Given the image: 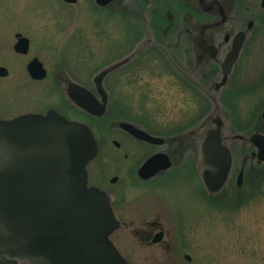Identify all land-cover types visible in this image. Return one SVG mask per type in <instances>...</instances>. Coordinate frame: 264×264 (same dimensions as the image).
<instances>
[{
	"label": "rangeland",
	"instance_id": "obj_1",
	"mask_svg": "<svg viewBox=\"0 0 264 264\" xmlns=\"http://www.w3.org/2000/svg\"><path fill=\"white\" fill-rule=\"evenodd\" d=\"M227 1L238 24L251 16L253 30L231 83L217 101L227 135L248 137L255 128L264 132L260 117L264 109V6L262 0ZM139 29L140 22L107 18L92 0H78L74 5L62 0H0V67L7 71L6 77L0 76V119L44 114L50 109L76 117L62 104L65 83L92 88L96 73L140 43ZM16 33L29 39L26 55L13 50ZM33 58L43 64L44 80L30 79L26 65ZM105 87L111 96L108 115L89 122L98 154L87 165L88 185L111 195L121 224L109 239L127 262L264 264V177L249 180L254 167L250 145L231 143L234 168L244 171L241 192H236L231 181L224 193L207 194L196 172L197 153L192 150L180 168L142 181L137 171L154 148L125 137L110 125L130 122L172 141L197 125L212 105L153 50L110 74ZM252 172L264 174V167ZM145 221L160 224L165 233L160 244L147 243L136 233Z\"/></svg>",
	"mask_w": 264,
	"mask_h": 264
},
{
	"label": "water",
	"instance_id": "obj_2",
	"mask_svg": "<svg viewBox=\"0 0 264 264\" xmlns=\"http://www.w3.org/2000/svg\"><path fill=\"white\" fill-rule=\"evenodd\" d=\"M110 1L96 0V3L103 6ZM201 4L204 10H209L219 2L201 0ZM252 27L253 22L249 21L246 28L235 35L220 62L221 79L207 87L197 84L207 94L212 109L178 138L197 153L196 171L210 195L217 194L228 183L233 164L232 141L249 144L251 150L255 149L259 162H264V132L260 129L248 137L228 136L215 94L228 83L236 69L246 33ZM16 36L15 52L26 54L29 40L20 34ZM195 44L199 51L215 58L213 45L201 38ZM145 45H138L128 56L102 68L93 77L96 94L74 81L65 83L64 94L91 116H104L108 103L104 79L127 65ZM26 69L34 80L46 77V70L36 58ZM3 72L5 69L1 67L0 74ZM260 117L264 121V111ZM118 125L147 143L161 144L165 140L129 122ZM197 135V143L191 144L189 141L195 142L193 137ZM97 152V141L87 124L69 121L54 110L44 115L0 119V264H129L109 239L119 227L111 198L97 187L87 185L86 166ZM170 166L167 154L156 153L144 161L137 175L148 180ZM242 181L243 170L237 177L238 187Z\"/></svg>",
	"mask_w": 264,
	"mask_h": 264
},
{
	"label": "flooded vegetation",
	"instance_id": "obj_3",
	"mask_svg": "<svg viewBox=\"0 0 264 264\" xmlns=\"http://www.w3.org/2000/svg\"><path fill=\"white\" fill-rule=\"evenodd\" d=\"M62 1L70 5L78 3V0H75L74 2H68L66 0ZM210 1L212 0H206L207 3ZM217 1L219 4L213 5L209 10H204L201 0H111L108 4L103 6L98 5L96 0H92V3L98 10L102 9L107 18L115 17L117 21L134 20L137 23L140 22L142 24V29H139V32L143 37L137 46L141 44L143 45L144 43H146V45L137 56L133 58V60L127 63L128 65L134 62L139 55L141 56L150 50H153L158 54H161L174 71H176L177 74L188 84L195 86L201 95L207 96V94L201 91L197 84L199 83L200 85L207 87L221 79L220 62L228 53L235 35L246 28L247 22H249V18L251 17L248 16L246 21L244 20L241 24H238V19L229 12L231 10L229 2L227 0ZM244 23L246 24L245 28L243 26ZM252 30L253 29L247 31L245 44L248 41ZM199 38L207 41L215 47V58L211 59L207 54H204L197 49L195 42ZM137 46H135V48ZM171 58L174 62H172ZM234 71L235 69H233L230 74L228 83L215 93L217 96H221L223 91L227 90L231 75ZM0 76L3 78L6 77L7 72H3ZM88 89L95 92L93 84L92 88ZM107 92L109 95L107 103L108 108L104 116H107L108 110L111 106V96L109 91ZM62 104L64 108L71 110L76 117L72 118L69 115L58 112L59 114L66 117L68 120H75L88 124L94 132V128L89 122L95 120V117L70 104L64 97ZM109 128L117 130L125 137L136 141L143 146L154 148V151L150 155L161 152L168 155L171 161V166L166 171H161L154 178L167 171L180 168L185 154L192 148L179 139H173L170 141L163 138L165 139L163 143L158 145L151 144L136 139L122 130L119 125H110ZM253 132H260V130L255 128ZM193 139L196 141L189 142L191 144H196L199 139L198 135L194 136ZM113 143L118 149L121 148L116 140H114ZM254 152L255 149L252 147V150L250 151V159L253 162L251 164L254 165V167L251 166V169L253 170H255L256 167H264V162H259V159ZM241 170L243 169L234 168L233 163L226 187L231 181H234L236 192H241V185L243 184L244 179L240 187L237 186V177ZM249 176V180L253 181L255 176L261 178L264 177V174L251 172L249 173ZM225 190V188L222 189L220 194L225 192ZM107 194L111 198V195L109 193ZM120 224L121 222H119V227ZM156 228H158V231L154 232V229ZM136 233L141 234L140 237L143 241L151 244H160L163 241L165 234L160 224L155 221H145L142 223L141 230Z\"/></svg>",
	"mask_w": 264,
	"mask_h": 264
}]
</instances>
